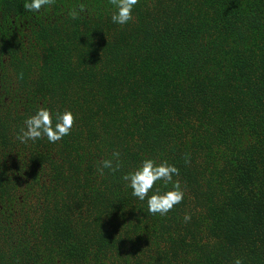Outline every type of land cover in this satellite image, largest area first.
<instances>
[{
    "label": "trees",
    "instance_id": "16d2710c",
    "mask_svg": "<svg viewBox=\"0 0 264 264\" xmlns=\"http://www.w3.org/2000/svg\"><path fill=\"white\" fill-rule=\"evenodd\" d=\"M26 2L0 0V264H264V0ZM41 107L71 133L22 143ZM144 159L179 169L166 215L122 179Z\"/></svg>",
    "mask_w": 264,
    "mask_h": 264
},
{
    "label": "clouds",
    "instance_id": "9594fccd",
    "mask_svg": "<svg viewBox=\"0 0 264 264\" xmlns=\"http://www.w3.org/2000/svg\"><path fill=\"white\" fill-rule=\"evenodd\" d=\"M139 0H110V3L115 7L116 11L111 19L113 23L125 25L134 19L133 9L138 4ZM55 0H30L23 7L27 12H40L46 6L53 5ZM85 7L82 4L80 11H84ZM79 15L76 11H70L69 16L76 19ZM23 74H20L22 78ZM55 119V123H54ZM25 128L17 134V139L22 143L28 140L35 141L37 139L47 138L50 143H56L63 137L71 133L75 125V116L71 111L63 113H52L46 107H41L35 115L30 116L25 120ZM114 159H105L99 162L97 171L100 175L104 174V169H110L116 172L121 167L120 152L116 151L113 154ZM188 160L186 159V163ZM179 175V169L174 165H170L167 161L157 163L153 159H144L140 167L134 172L126 174L122 179L128 182V186L132 189V195L141 201L147 198V210L150 214L166 215L173 208L182 203L185 193L181 189L180 182L173 179ZM158 181H163L164 185H172V190L159 192L158 190L149 196ZM191 219L190 215H185L184 220L187 222ZM233 264H242V260L237 258Z\"/></svg>",
    "mask_w": 264,
    "mask_h": 264
}]
</instances>
